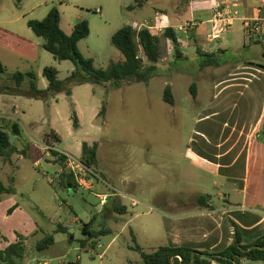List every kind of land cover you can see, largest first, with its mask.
Wrapping results in <instances>:
<instances>
[{"label": "rangeland", "instance_id": "1", "mask_svg": "<svg viewBox=\"0 0 264 264\" xmlns=\"http://www.w3.org/2000/svg\"><path fill=\"white\" fill-rule=\"evenodd\" d=\"M212 6V0H2L0 28L32 42L37 53L36 62L21 58L12 53L17 47L16 39L2 37L0 58L7 68L2 82L11 85L14 73L31 72L38 77V87L46 89L44 68H55L61 81L75 71L71 61L56 60L46 51L45 41L27 25L30 20H43L52 9L60 12L61 27L67 34L76 25L88 23L90 34L79 43L80 51L96 67L106 68L112 61L124 60L123 54L111 43L112 36L124 26L135 23L134 29L138 31L151 25L155 12L161 10L178 27L197 23L206 32L211 29L208 21ZM231 11L235 16L241 9L231 7ZM241 27L242 22L236 20L221 41L208 43L205 37L199 43L209 50L225 47L221 54L224 63L264 62L262 44ZM179 34V45L175 44L179 48L181 43L179 50L171 41L161 39L162 59L148 84L121 88L84 84L74 87L71 97L62 93L47 102L30 99L22 93L0 94V115L12 118L0 122V128L9 134L11 142L8 157H0V181L15 189L13 194H0V251L22 237L26 252L17 264H142L141 255L134 247L137 244L151 251L147 241L154 235L157 215L153 208L157 198L154 193L186 189L192 195L198 191L190 171L183 182L174 180V172L183 162L185 147L195 137L198 113L209 103L203 96L201 103L193 100L190 86L195 83L204 94L215 87L207 80L233 66L219 70L207 68L203 73L206 81H202L198 72L200 60L194 57L197 41L186 31ZM140 56L147 63L142 51ZM182 56L184 59H180ZM167 85L172 88L174 106L163 100ZM104 104L106 112L100 114ZM75 113L81 119L78 118V128L74 127ZM48 140L52 142L50 146ZM84 142L98 144V167L85 177L90 182L88 188L65 190L61 173L72 170L70 157L81 161ZM261 150L264 152V124L252 144L249 189ZM53 151L67 159L60 161ZM122 180H126V185L121 184ZM127 190H132L133 195ZM119 193L130 211L126 215L114 211ZM131 199L145 201L148 207L143 204L134 207ZM93 217L96 220L92 230L105 225L112 233L101 236L96 246L83 250L79 244L86 238L82 228ZM59 225L67 228L68 233L56 232ZM47 235L54 236V245L38 251L37 243ZM70 235L75 237L72 243ZM241 264L262 263L244 260Z\"/></svg>", "mask_w": 264, "mask_h": 264}, {"label": "crops", "instance_id": "2", "mask_svg": "<svg viewBox=\"0 0 264 264\" xmlns=\"http://www.w3.org/2000/svg\"><path fill=\"white\" fill-rule=\"evenodd\" d=\"M217 1L225 0H212V4L215 5ZM227 1L238 3L237 8L241 9L238 21L242 22L241 29L244 33L247 31V21L264 18V11L257 12L258 0ZM212 19L213 10L212 17L208 21L211 25L210 30L204 32L197 23H194V29L187 32L195 42L197 41V51L217 54L221 59L225 47L209 50L199 41L205 37L208 43L221 41L223 35L231 31L233 26L225 29L218 39L209 41L207 35L213 30ZM173 21L166 12L157 10L151 25L146 26L160 34L167 27H171L179 38V32H184L180 30L183 26L178 27L179 24H174ZM136 26L135 23L131 24L133 28ZM2 37L19 38L23 43L34 46L29 40L0 28V40L3 39ZM257 41L264 48V42L258 39ZM173 45L176 47L175 44ZM179 48H182L181 43ZM12 53L36 62L30 56L18 53L15 49ZM194 57L200 60L197 53ZM180 59H184V56ZM226 66L233 67L207 80L215 84L213 89L202 94L197 87V98L193 100L201 103L203 96L204 99L208 98L209 103L203 105V109L198 113L194 129L195 137L191 138L188 146L185 147L183 162L179 164V170L174 172V180L181 183L188 177L190 171L196 180L198 191L192 195H189L191 192L186 189L173 193L162 191L159 195L157 192L154 193L157 198L153 201V208L157 215L154 218V235L150 241H147L151 244V250L167 246L220 253L235 243L238 232L245 245L254 243L264 235V152L262 150L257 158L253 185L251 189L248 188L252 144L264 124V62L244 60L208 68L219 70ZM206 69L198 70L199 79L202 81H206L203 76ZM0 117L12 119L9 115H0ZM78 118L80 119L79 114ZM121 184L126 185V180H122ZM126 192L129 195L134 193L132 190ZM118 195L115 202L122 205L121 193ZM200 195L210 198L211 209L199 205ZM213 198L217 201L214 202ZM108 202L109 200L105 206ZM139 204L148 207L145 201H140ZM129 212L127 209L126 214ZM133 219L134 217L127 223H131ZM119 221L121 218L117 219V222Z\"/></svg>", "mask_w": 264, "mask_h": 264}, {"label": "trees", "instance_id": "3", "mask_svg": "<svg viewBox=\"0 0 264 264\" xmlns=\"http://www.w3.org/2000/svg\"><path fill=\"white\" fill-rule=\"evenodd\" d=\"M2 0H0L1 2ZM146 2L151 0H145ZM28 27L34 34L42 38L44 48L51 53L56 60L71 61L75 66L73 71L64 81L59 80V72L53 67H46L43 70V77L48 82V87L41 90L38 87V77L31 72H16L12 75L13 84H4L2 82L3 75L7 73V68L0 58V94H18L22 93L26 97L35 100L49 101L51 98L64 93L71 97L73 88L84 84L109 86L110 88H121L123 86H131L133 84H148L155 77L157 65L162 59L161 39L165 38L173 44H179V38L173 28L167 27L162 34L150 27L144 26L138 31L131 26H124L119 29L111 38L112 45L118 49L124 56L123 61L110 62L106 68L96 67L94 61L86 58L79 48V43L87 38L90 34L89 25L86 21L76 25L70 35L66 34L61 27V15L57 9H52L43 20H30ZM17 47L15 51L23 52L32 60H36L37 53L34 46L23 43L19 38H15ZM179 50L178 47H175ZM26 50V51H25ZM30 50V51H27ZM144 53L147 63L140 56V52ZM22 54V53H21ZM200 57V69L208 67H220L224 64L217 54H204L200 50L197 51ZM190 92L193 99L197 98V85L193 83L190 86ZM163 100L171 105H175V97L170 85L164 90ZM106 105L104 104L100 114H105ZM74 127H79V120L75 113ZM57 142L61 139L57 138ZM52 142L47 141L50 146ZM98 149L97 143L90 145L87 142L82 144L81 162L90 170L98 167ZM11 152V142L9 134L0 129V157L6 158ZM60 161L67 159L65 155L54 152ZM61 184L65 190L77 191L80 185L76 181L75 174L72 170L69 173L63 170L61 173ZM13 194V187H6L0 181V194ZM200 206L211 209L210 198L206 195H200L198 198ZM114 211L117 214L124 215L127 207L116 203ZM96 217H93L88 224L82 228L85 239L79 242L80 247L85 250L87 247L96 246L97 240L104 235L111 234V229H107L105 225L99 230H92ZM56 232L68 233V229L58 226ZM0 233V238H1ZM75 240L70 235L69 242ZM133 241L136 239L133 237ZM55 243L53 235H47L36 245L38 251H44ZM134 250L140 253L142 264H241L242 260L251 262H261L264 264V235L254 243L245 245L242 242L240 233H237L235 243L220 253L198 252L182 247H159L149 252L145 251L136 244ZM26 252V245L23 238L19 236L16 243L9 244L5 250L0 251V262L3 264H17Z\"/></svg>", "mask_w": 264, "mask_h": 264}, {"label": "built area", "instance_id": "4", "mask_svg": "<svg viewBox=\"0 0 264 264\" xmlns=\"http://www.w3.org/2000/svg\"><path fill=\"white\" fill-rule=\"evenodd\" d=\"M232 8H237L238 3L231 1H217L213 7V30L207 35L209 41L216 40L220 37L221 33L228 28H231L236 20H238V15L233 16ZM264 11V0H258L257 12L262 13ZM194 23H187L185 26L181 27V31H189L194 29ZM246 29L250 34H253L256 39L264 42V18H257L252 21L246 22ZM4 117H0V121L4 120ZM70 166L75 174L76 181L80 186L87 187L90 182L86 181L85 177L91 173L81 161L70 157ZM75 165V166H74ZM93 174V171H92ZM106 198V196L104 197ZM107 200V199H106ZM105 200V201H106ZM132 206L136 207L139 202L135 199H131Z\"/></svg>", "mask_w": 264, "mask_h": 264}, {"label": "water", "instance_id": "5", "mask_svg": "<svg viewBox=\"0 0 264 264\" xmlns=\"http://www.w3.org/2000/svg\"><path fill=\"white\" fill-rule=\"evenodd\" d=\"M176 45L178 46L179 44L176 43ZM243 261V260H242Z\"/></svg>", "mask_w": 264, "mask_h": 264}]
</instances>
